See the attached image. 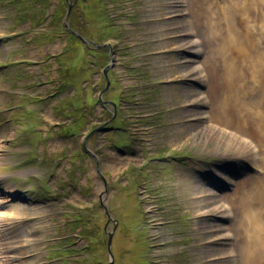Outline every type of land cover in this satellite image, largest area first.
Listing matches in <instances>:
<instances>
[{
    "label": "rangeland",
    "instance_id": "1",
    "mask_svg": "<svg viewBox=\"0 0 264 264\" xmlns=\"http://www.w3.org/2000/svg\"><path fill=\"white\" fill-rule=\"evenodd\" d=\"M205 1L222 19L211 13V20L223 24V29L231 19L246 18L242 10L251 6L254 15L248 18L256 19L250 25L264 23L260 16H264V0ZM70 2L74 7L68 21L78 23L76 35L63 27L67 21L66 0H0V245L5 251L2 253H6L5 264H72L63 257L54 258L73 246L71 258L77 261L73 264H107L110 234L114 264H229L227 253L218 254L222 253L218 248L230 244L238 251L235 236L241 241L248 238L237 235L238 225L232 227L235 215L230 219L226 209H216L212 193L234 203L238 214L240 195L235 190L251 177L256 181L250 180L248 185H262L264 166L252 171L249 155L237 157L240 155L227 152L231 148L223 145L225 139L218 128L213 132L196 131L199 120L201 124L210 119L200 115L197 122H191V116H196L193 113L203 107L205 114L209 112L203 96H195L194 104L188 100L189 91L207 92V88H199L203 84L193 68L203 61L205 65H220L215 50L221 49L213 51L212 45L208 46L200 61L188 69L180 68L187 66L191 56L184 38L192 27L185 21L187 17L179 14L184 8L179 0H105L108 6L102 0ZM218 2L224 6H217ZM197 9L194 4L193 14L188 16L198 30L195 20L201 19ZM241 23L244 26H238L239 32L248 41L250 37L243 33L247 21L243 23L241 19ZM201 26L205 33L204 23ZM78 32L91 43L82 41ZM205 34L198 36L214 37L212 30L210 35ZM104 39V44H112L107 66H102L92 43ZM66 41L69 44L63 54L53 57ZM243 47L250 51L253 44ZM206 51L214 52L212 58L205 60ZM107 53L102 49L103 57ZM257 54L239 59L230 53L239 66L253 58L251 65L263 84L258 69L262 66L261 52ZM19 58L23 64L9 65ZM73 62L86 68L85 73L79 68L78 72L77 67L66 69ZM242 69L240 98L246 100L244 91L254 86V78L242 75V71L250 72L249 63H243ZM108 73L120 81L116 88L110 87L109 96L101 94L104 74ZM175 74L181 76L170 80ZM158 79L157 85L147 87ZM73 80L76 86L66 91L58 86L60 82L67 86ZM115 84L114 80L113 87ZM79 88V96L86 94V102L82 97L78 99L85 110L89 109L87 99L91 95L105 98L88 111L83 127L73 111ZM63 98L65 104L59 101ZM107 99L121 104L122 118L112 123L116 108ZM158 112L161 115L157 117ZM260 116L261 135L256 140L264 152V112ZM64 121L67 124L62 125ZM89 129L91 134H87ZM174 147L189 154L181 151V160L174 158ZM163 150L172 157L154 158ZM261 162L264 165V154ZM256 192L253 188V194ZM259 207L264 210V205ZM74 214L76 219H81L82 214L92 219L91 229L84 230L87 238L77 236L81 227L73 225ZM260 217L264 218L262 213ZM70 222L72 225H68ZM228 229L235 233L225 237ZM228 238H233L234 243ZM88 242L89 249L85 247ZM263 257L259 264H264Z\"/></svg>",
    "mask_w": 264,
    "mask_h": 264
},
{
    "label": "bare ground",
    "instance_id": "2",
    "mask_svg": "<svg viewBox=\"0 0 264 264\" xmlns=\"http://www.w3.org/2000/svg\"><path fill=\"white\" fill-rule=\"evenodd\" d=\"M196 1L195 0H188L187 2L189 4L188 5L189 7H187V9H191L190 14H193L192 13V6L194 4H196V6H198V9H197L198 14L200 15L201 22L204 23V31L206 34L201 31V30H203V28L201 26V22L195 20L197 22V24L199 25V29L196 30V32H192V33L188 34V36H186L184 38V39H187L186 42L188 44L189 51L191 52V56L187 58L188 59L187 66L182 65L180 68H182V70H184L185 68L188 69L187 67H191V65L193 63L200 61V58L202 57L203 52H204V51H202L201 48H208V46L212 45L213 47L211 46V48L213 51H214V49H221L218 52L215 50V52L217 54V56H216L217 59H219V57H220L219 61H220L221 67L216 62L213 65H209V64L205 65L204 61H203L202 65H198V66H195L193 68V71L196 72L197 74H199V76L201 78V83L203 84V86L199 87V88L201 90L207 88V92H206V94H202V92L199 90H194L193 92L189 91L188 100L193 101L195 96L197 98H200L201 96H203L205 98L206 104L208 105L209 112L207 114H205L204 113L205 111L203 110L204 107H203L201 110H199L193 114L196 115L197 117L199 116V118L201 115V116H204V117L211 120V122L209 121V123H211V125L209 123H207L206 121L201 122V124H200L199 123L200 120H199L196 123V125H197L196 131L205 130V132H213L216 130V128H218L221 132L219 134L223 135L222 139H225L224 140L225 144H223V145L231 148L230 150H226L227 152L231 151V152H234V154H239L240 156H237V157H241V156L245 157V156L249 155V157H251L252 161L254 163H257V161L259 162V158H258V154H256L257 152L254 151V149H255L254 140H256V139L260 140L258 138V136L261 135L260 121L256 117H254L251 120H248V119H245L241 116H238L237 110L240 108H243L244 104L246 103V100L250 104H252V102L253 103H259V102L263 103L264 102L263 101L264 100V98H263L264 82H263V84L262 83L260 84V86H259L260 90H259V88L257 91L254 90V91H256L255 93L252 92L253 94L249 98H246V100H242L243 98H240L241 97V91H242L241 87H240V83L243 82L242 77H241V71H240L241 66H239L238 62L235 61V58L232 59V56L230 55V53H231V54L235 55L236 58H239V59L242 56L241 59H244V57L247 56L248 54H251L254 57H257L258 56L257 51H254V50L249 51L243 47V46H249L250 47L253 44V42L251 39H249L247 41V39L239 32L238 26H236V25H229L228 29L226 28V30L223 31L221 38L218 40L216 37L211 38L209 36L210 39H208L209 37L206 39L204 38L202 44L195 41L193 38L198 36L200 33L201 34L203 33L206 36L207 34L210 35L211 30L214 32L216 29H220V25L215 20H213V21L211 20V17H210L211 13H212V15H215V13L211 9L210 4L207 1L203 2V0H199L200 4H198V3H196ZM38 5H40V4H38ZM89 7L91 9L93 6L92 7L89 6ZM57 10H58V8H57ZM92 13H94V12H92ZM242 14L245 15L246 19L248 20V17H251L254 15V10H253L252 6L250 8H245L243 10ZM90 15H92V14H90ZM93 16H94V14H93ZM197 18H199V16H197ZM242 21H243V23L246 22L245 19H242ZM213 54H214V52L210 51L208 53L206 51L205 60L207 58H212ZM250 68L255 73H257L256 68L254 69L253 65H251ZM246 72H247V70H246ZM244 73L245 72L242 71V75ZM244 79L245 78H243V80ZM247 85H248V83L245 86H247ZM199 124L200 125L206 124V125L201 127ZM232 129H235L237 133H235V135L232 136L233 138L229 139L226 136L228 134L233 135ZM225 130H227V131H225ZM216 134H214V135H216ZM245 137L250 138L251 142L246 141L244 139ZM118 160H119V158H118ZM80 167H81V165H80ZM70 178H71V176H70ZM250 180H254V178L251 177V179H249V180H244L241 183V185L235 190L236 193L238 195H240L238 198V202H237V204H238L237 208H241V209H239L238 214L236 213V208L233 205L234 203H232L227 198H224V196L221 194L212 193L213 204L216 205L215 206L216 209L217 210H221V209L225 210L226 209L227 213L225 211H223V212H225L229 216L230 219H231L232 215H235V220L233 221L232 227L235 224L238 225V227L235 228L236 233L239 232L237 235L239 236V234H241L242 236H245L248 238L246 241H241L240 239H237V237L235 236V238H236L235 246L238 245L239 249L237 248L238 251H236L237 258H234V259L229 258V260H226L227 262H229V264L230 263L231 264H237V261L235 263V259H238V264H259L258 260L261 259L262 256H264V235L261 233L259 234L257 227H256L257 222L261 221L260 214L262 213V210H263V207H259V206L264 205V182L262 181V185H259L257 183V184H255V186H252V185H248ZM261 180H263V177L260 179V181ZM254 181H256V180H254ZM259 183H261V182H259ZM253 188L257 191L256 194H253ZM207 191H210V190H207ZM236 193L234 192L235 195H236ZM234 194L232 193L231 195H234ZM216 198H218L217 201L215 200ZM225 201L231 202V205ZM221 202H223V203H221ZM218 203H220V205H218ZM218 212L222 213V211H218ZM260 226L261 225H259V227ZM262 228L264 230L263 226H262ZM218 229L221 230L220 234H222V227H220ZM237 229H238V232H237ZM233 232L235 233V230H229L227 233H224L225 237L231 236V234H233ZM69 240H70V238H69ZM61 242H63V241H61ZM70 242H71V240H70ZM228 242H230L229 239H228ZM254 248H257V250H255ZM218 250H221L220 252H222V253H218V254H226V253H229L231 255L235 254V249H233L230 244H228V246L225 248H218ZM224 250H225V252H224ZM263 259H264V257H263ZM223 261H225V260H223ZM262 262H264V261H262ZM212 264H214V263H212Z\"/></svg>",
    "mask_w": 264,
    "mask_h": 264
},
{
    "label": "trees",
    "instance_id": "3",
    "mask_svg": "<svg viewBox=\"0 0 264 264\" xmlns=\"http://www.w3.org/2000/svg\"><path fill=\"white\" fill-rule=\"evenodd\" d=\"M37 1H45V0H37ZM74 23L71 22V27L73 28Z\"/></svg>",
    "mask_w": 264,
    "mask_h": 264
},
{
    "label": "water",
    "instance_id": "4",
    "mask_svg": "<svg viewBox=\"0 0 264 264\" xmlns=\"http://www.w3.org/2000/svg\"><path fill=\"white\" fill-rule=\"evenodd\" d=\"M110 241H111V238H110Z\"/></svg>",
    "mask_w": 264,
    "mask_h": 264
}]
</instances>
